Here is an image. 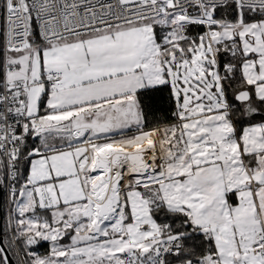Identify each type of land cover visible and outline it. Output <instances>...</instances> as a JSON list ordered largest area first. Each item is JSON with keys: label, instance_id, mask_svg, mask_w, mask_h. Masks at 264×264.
I'll use <instances>...</instances> for the list:
<instances>
[{"label": "snow or ice", "instance_id": "1", "mask_svg": "<svg viewBox=\"0 0 264 264\" xmlns=\"http://www.w3.org/2000/svg\"><path fill=\"white\" fill-rule=\"evenodd\" d=\"M0 200V264H264V0H0Z\"/></svg>", "mask_w": 264, "mask_h": 264}, {"label": "water", "instance_id": "2", "mask_svg": "<svg viewBox=\"0 0 264 264\" xmlns=\"http://www.w3.org/2000/svg\"><path fill=\"white\" fill-rule=\"evenodd\" d=\"M3 218H4V206H3V201L0 200V245L5 244L4 238H3V231H2ZM12 260L14 261L13 257H12Z\"/></svg>", "mask_w": 264, "mask_h": 264}, {"label": "rangeland", "instance_id": "3", "mask_svg": "<svg viewBox=\"0 0 264 264\" xmlns=\"http://www.w3.org/2000/svg\"><path fill=\"white\" fill-rule=\"evenodd\" d=\"M5 202H3V206H4V218H3V225H4V230H3V232H5L6 231V223H7V220H8V215H9V213H8V206L6 207L5 205H6V203L4 204ZM6 213V214H5ZM6 215V216H5ZM6 218V219H5ZM3 235H5V233H3ZM5 236H9L10 238H11V233H7V235H5ZM3 238H4V242H5V237L3 236Z\"/></svg>", "mask_w": 264, "mask_h": 264}, {"label": "trees", "instance_id": "4", "mask_svg": "<svg viewBox=\"0 0 264 264\" xmlns=\"http://www.w3.org/2000/svg\"><path fill=\"white\" fill-rule=\"evenodd\" d=\"M6 234V231L4 232ZM11 238L9 236H5V243L8 242ZM48 245L45 243L42 247L36 249L39 253H44L47 251ZM14 261L16 260V256L12 255Z\"/></svg>", "mask_w": 264, "mask_h": 264}, {"label": "bare ground", "instance_id": "5", "mask_svg": "<svg viewBox=\"0 0 264 264\" xmlns=\"http://www.w3.org/2000/svg\"><path fill=\"white\" fill-rule=\"evenodd\" d=\"M5 204V203H4ZM6 214V213H5ZM6 216V215H5ZM6 219V218H5ZM4 230V225L2 226V231ZM4 233V232H3ZM7 235V234H5ZM5 235H3L5 237Z\"/></svg>", "mask_w": 264, "mask_h": 264}, {"label": "built area", "instance_id": "6", "mask_svg": "<svg viewBox=\"0 0 264 264\" xmlns=\"http://www.w3.org/2000/svg\"><path fill=\"white\" fill-rule=\"evenodd\" d=\"M5 206L7 207L8 205L6 204Z\"/></svg>", "mask_w": 264, "mask_h": 264}]
</instances>
